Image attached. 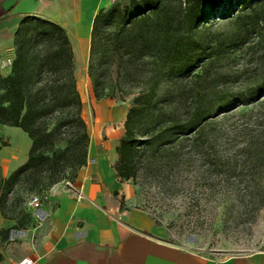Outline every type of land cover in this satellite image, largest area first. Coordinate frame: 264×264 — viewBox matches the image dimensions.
Segmentation results:
<instances>
[{
  "label": "rangeland",
  "instance_id": "obj_1",
  "mask_svg": "<svg viewBox=\"0 0 264 264\" xmlns=\"http://www.w3.org/2000/svg\"><path fill=\"white\" fill-rule=\"evenodd\" d=\"M240 1L232 0L229 7L225 3L216 12L208 8L203 25H210V32L231 33L234 27L222 24L223 17L239 8ZM177 9L178 1L168 0V13ZM120 25L115 17L102 23L97 34V66L104 74L106 91L113 92L99 97L88 75L90 51L84 57L72 50V74L63 77L68 45L63 31L52 23L25 17L15 30L0 34V157L15 154L25 161L31 145L28 132H32L45 140L53 158L66 165L65 177L56 183L75 182L97 135L119 144L135 97L146 99L154 89V101L159 102L166 90L175 92L179 87L184 91L182 99L166 100L193 106L197 99L187 75L199 68L205 49L193 51L191 66L163 75L166 68L152 61L159 55L163 34L141 35L137 30L118 34ZM128 38H136L131 53L114 49L113 43ZM261 45L256 56L244 47L228 53L219 69L231 89L240 85L236 77L240 73L247 74L248 82L264 75V62L257 58L264 54ZM65 79L80 96L79 111L68 101ZM120 107H126L123 118L115 112ZM212 119L197 137L190 133L183 138L165 131L179 120L178 115L168 116L164 123L156 115L143 114L136 122L140 144L136 174L126 179L130 191L122 197V206L146 211L163 228L165 240L185 248L213 257L255 253L264 249V92L255 101H235L225 114L218 112ZM151 133L154 140L144 143ZM36 178L22 176L9 190L5 202L9 215L18 219L26 213L32 195L47 200L56 183L33 188ZM0 215L4 217L1 210ZM30 224L12 227L7 239L0 238V264L13 256L20 241L21 236L12 239L11 233Z\"/></svg>",
  "mask_w": 264,
  "mask_h": 264
},
{
  "label": "trees",
  "instance_id": "obj_2",
  "mask_svg": "<svg viewBox=\"0 0 264 264\" xmlns=\"http://www.w3.org/2000/svg\"><path fill=\"white\" fill-rule=\"evenodd\" d=\"M177 1L178 9L170 14L167 11L168 0H127L123 3L112 4L109 8H101L94 17L88 75L92 80V89L97 97L113 94L105 89L104 74L97 66L99 63L96 61V51L97 34L102 30L101 24L111 23L115 17L121 23L117 30L118 34L130 35L134 30H137L141 35H150L152 32L163 34L162 43L157 47L159 55H155L152 60L154 63L156 62V65L166 68L163 75L191 66L195 58L193 51L196 48L205 49L199 68L189 70L187 75V83L190 82V90L197 99L191 108L185 107L183 100L178 105L170 100L174 96L182 99L184 91L179 87L176 89L177 92L179 91L178 93L170 89L166 90L159 102L154 101V89L147 94L146 99H143L142 95L134 98V102L127 112L125 132L117 145L119 156L115 167L122 179L133 178L136 174L137 158L140 151L136 122L143 114L156 115L160 122L162 120L164 123L167 122L168 116L178 115L179 120L168 125L165 131L170 134L175 133L183 138H188V134L192 133L191 137L194 138L204 130L213 120L212 118L217 116L218 112L225 114L235 101H238L239 104L245 101H255L264 92V75L248 82L247 74L240 73L236 76L240 80V85L231 89L225 78L226 74L219 69L232 50L244 47L250 50L253 55H257L258 49L263 47L261 44H264V0H241L239 8L224 16L222 24L234 27L231 33L210 32L211 26L203 25V22L206 21L209 14L208 8L209 11L216 12L225 3L227 7L231 6L232 0ZM43 21L50 22L63 31L65 42L68 45L67 71L63 72V77L68 74L71 76L73 49L67 32L58 24L48 20ZM135 41L136 38H128L123 43L116 41L113 46L114 49L126 48V53L129 54L130 50L134 48ZM114 57V54L109 56L111 59ZM257 58L260 62H264V54H260ZM63 88L68 101L75 103L79 111L82 103L74 84L70 85L69 81L65 79ZM166 98L170 99L166 100ZM28 134L31 138V145L26 161L6 177H3L2 173L0 174V210L4 217L11 219H16V217L8 213L5 205L6 196L22 176H37L33 188L40 186L41 189L65 177L66 165L49 154L45 140L35 133L28 132ZM153 140L151 133L148 134L144 143ZM58 164H62V168L56 169L55 166ZM30 222L31 226L35 225L32 212L28 208L26 213H22L16 219L13 226L0 228V238L7 239L12 227H25Z\"/></svg>",
  "mask_w": 264,
  "mask_h": 264
},
{
  "label": "crops",
  "instance_id": "obj_3",
  "mask_svg": "<svg viewBox=\"0 0 264 264\" xmlns=\"http://www.w3.org/2000/svg\"><path fill=\"white\" fill-rule=\"evenodd\" d=\"M113 1L0 0V34L15 30L25 17L48 20L63 27L75 55L85 57L94 17ZM115 112L123 118L126 107ZM100 134L75 179L86 197L77 200L64 181L54 184L42 204L46 218L20 235L13 256L3 264H18L26 256L33 264H264V249L213 257L169 242L149 213L123 207L121 199L130 191V183L115 167L118 142L112 145ZM25 161L15 154L0 157L2 176ZM1 218L0 228L14 222Z\"/></svg>",
  "mask_w": 264,
  "mask_h": 264
},
{
  "label": "built area",
  "instance_id": "obj_4",
  "mask_svg": "<svg viewBox=\"0 0 264 264\" xmlns=\"http://www.w3.org/2000/svg\"><path fill=\"white\" fill-rule=\"evenodd\" d=\"M65 186L75 195L77 200H82L86 197L85 193L83 192V186L82 185H76L75 182L70 181V180H65ZM42 199L39 195H32L28 201V208L29 210L32 212V215L34 217L35 220V224H37V222H42L46 216L47 213L45 212V210L42 207ZM27 232V229L24 228H19V229H15L12 233H11V238L15 239L20 235H23ZM34 261L32 258L26 256L23 257L18 264H33Z\"/></svg>",
  "mask_w": 264,
  "mask_h": 264
}]
</instances>
